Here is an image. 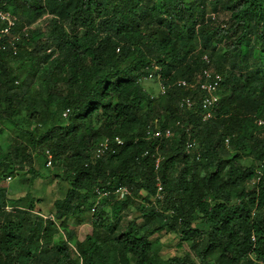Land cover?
Returning a JSON list of instances; mask_svg holds the SVG:
<instances>
[{
  "label": "trees",
  "instance_id": "1",
  "mask_svg": "<svg viewBox=\"0 0 264 264\" xmlns=\"http://www.w3.org/2000/svg\"><path fill=\"white\" fill-rule=\"evenodd\" d=\"M0 8L16 15V31L29 28L0 48V264H264V0H0ZM48 15L50 29L30 28ZM205 54L224 75L207 121L200 103L181 106L200 92L176 84L199 78ZM151 72L158 95L143 84ZM155 121L176 135L147 138ZM190 135L197 151L188 154ZM116 136L124 145L93 161L99 143ZM46 149L69 189L57 218L31 222L33 194L10 195L7 178L44 176L35 158L45 167ZM158 177L164 199L155 205ZM96 185L131 195L96 205ZM140 198L125 225L114 220ZM91 210L82 240L55 241ZM165 230L197 258L166 257Z\"/></svg>",
  "mask_w": 264,
  "mask_h": 264
},
{
  "label": "rangeland",
  "instance_id": "2",
  "mask_svg": "<svg viewBox=\"0 0 264 264\" xmlns=\"http://www.w3.org/2000/svg\"><path fill=\"white\" fill-rule=\"evenodd\" d=\"M219 9V7H218ZM219 15L217 20L222 23L225 22L228 18V14L221 9H219ZM49 15L45 16L43 19L39 21L38 24H34V28L38 25L42 26L43 29H50V20ZM69 26V25H68ZM70 28V26H69ZM17 34L20 33L19 30L16 31ZM143 84L146 88L153 89V94L158 95L162 92L163 86L160 82V79L158 78H151V79H144ZM10 130H7L5 134L3 135V141L8 142L10 138L12 137V129H14L12 126L9 125ZM35 167L42 173L44 176L39 177L34 180V182H29V179L31 178V174L19 175L17 177H13L11 181H7L6 187H8L10 195H13L15 197L23 196L27 193V191H31L35 198V208L34 212L31 213L30 218L31 222L37 221V215H41L42 218L45 220H48L50 218H57V208L56 203L58 201H61L64 199L67 195L68 189H69V183L65 181L64 179L57 176L56 173L61 174L62 171L60 168L52 167L46 168L43 164V159L41 157L35 158ZM50 173L48 176L47 174ZM134 189V188H133ZM142 196H146L145 191H142ZM135 203L134 208H126L123 210V212L120 214V216L117 219H114L116 221H120V223H123L125 225L126 218L132 219L133 218V211L134 209L138 210V207L141 204V198L137 200ZM6 212L8 214H11V218L19 221L20 217L18 212H15L13 208H10L9 210L6 209ZM93 210L88 211L83 218L81 219V222H76V220H70L69 225L67 227L61 226L59 229L60 236L63 238H67L72 245H76V242L78 240H81L79 229H81V226L84 227L82 230L83 234L86 233V227L83 224H91V218H92ZM3 214H1L2 216ZM40 216V217H41ZM107 217L110 221L112 219V214L110 210L108 209ZM3 219V218H2ZM57 220V219H56ZM112 219V221H114ZM58 223H60L59 220H57ZM138 225H143L145 222L143 219H139L137 221ZM27 228V226H26ZM83 236V235H82ZM158 239H160L163 253L166 257L173 256L175 254H183L184 251L186 252H192V254L196 257V254L194 253L193 249L189 245L187 241L180 238L176 235V233L172 231L165 230L161 232L158 235ZM59 240V238H58Z\"/></svg>",
  "mask_w": 264,
  "mask_h": 264
},
{
  "label": "built area",
  "instance_id": "3",
  "mask_svg": "<svg viewBox=\"0 0 264 264\" xmlns=\"http://www.w3.org/2000/svg\"><path fill=\"white\" fill-rule=\"evenodd\" d=\"M215 17V15H213ZM0 20L4 23V27L0 29V48H1V42L5 39L9 41H14L16 39L20 38V33H25V35H28V27H24L22 32L18 33L16 32V27L18 23V19L16 15L11 13L8 10L0 8ZM226 26V24H223ZM34 27L32 25L30 28ZM52 49H49L51 51ZM19 51L18 46L13 45L12 46V53L13 55H17ZM203 60L205 62V67L201 70L199 78L195 79L194 81H187V80H178L176 84L178 86H182L185 88H189L192 90H196L200 92L198 94L197 99H191V98H184L181 101V106L186 107L188 109L194 108V106L197 103H200L202 112L201 117L203 121H207L212 118L214 108L219 103L220 95L219 90L224 82V75L217 71L213 65L212 59L208 54H205L203 56ZM160 70V68L157 66L156 70ZM155 77V72H151L147 79H151ZM18 82V81H17ZM0 113H1V104H0ZM69 114V109H67L64 112V117H67ZM258 125L263 126L264 120L259 119ZM176 134L172 130V128L167 127L165 129H162L159 122L155 121L154 124H151L146 129V137L147 138H154V139H164V138H172ZM125 141L119 137L116 136L114 138L107 137L103 141H101L95 151L94 156L92 157L93 161H96L99 158H102L107 153H116L118 150L117 148L123 146ZM185 151L186 153H192L194 151H197V140L193 138L191 135L189 139L187 140L185 144ZM148 154V151L146 152ZM45 156H46V168L53 167V154L49 149L45 150ZM160 165V158H157L155 167L156 169L159 168ZM8 181H11L12 178L8 177ZM156 183V193L152 197L153 204H158V202L162 201L164 199V185L158 177ZM94 193L97 195V203L98 205L100 201L108 196L115 195L118 198H124L128 195H131V190L127 186H120L116 188H100V186H94L93 188ZM12 207H7L6 209H10ZM253 240H255V237H253Z\"/></svg>",
  "mask_w": 264,
  "mask_h": 264
},
{
  "label": "crops",
  "instance_id": "4",
  "mask_svg": "<svg viewBox=\"0 0 264 264\" xmlns=\"http://www.w3.org/2000/svg\"><path fill=\"white\" fill-rule=\"evenodd\" d=\"M83 225H84V226H86V225L89 226V227H86V229H85L86 232H89V231L91 232V231H92V225H91V224H87V223H85V224H83ZM83 228H84V227L81 226V229H79V233H80V235H81L80 239H81L82 237L84 238V234H83V232H82V230H84ZM82 235H83V236H82ZM58 238H59V239L61 238L60 233L56 236L55 241H58ZM65 238H66V237H65ZM83 238H82V239H83ZM66 239H67V238H66ZM82 239H81V240H82Z\"/></svg>",
  "mask_w": 264,
  "mask_h": 264
}]
</instances>
